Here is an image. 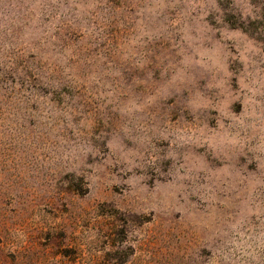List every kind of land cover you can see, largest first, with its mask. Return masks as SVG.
Instances as JSON below:
<instances>
[{"label": "rangeland", "instance_id": "rangeland-1", "mask_svg": "<svg viewBox=\"0 0 264 264\" xmlns=\"http://www.w3.org/2000/svg\"><path fill=\"white\" fill-rule=\"evenodd\" d=\"M0 264H264V0H0Z\"/></svg>", "mask_w": 264, "mask_h": 264}]
</instances>
